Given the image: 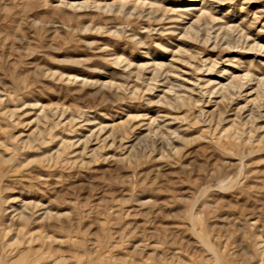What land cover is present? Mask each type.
I'll return each mask as SVG.
<instances>
[{"label": "rangeland", "instance_id": "1", "mask_svg": "<svg viewBox=\"0 0 264 264\" xmlns=\"http://www.w3.org/2000/svg\"><path fill=\"white\" fill-rule=\"evenodd\" d=\"M0 264H264V0H0Z\"/></svg>", "mask_w": 264, "mask_h": 264}]
</instances>
